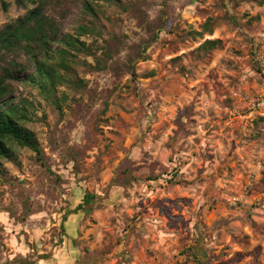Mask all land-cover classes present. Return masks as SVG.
Wrapping results in <instances>:
<instances>
[{"label": "rangeland", "instance_id": "374dc122", "mask_svg": "<svg viewBox=\"0 0 264 264\" xmlns=\"http://www.w3.org/2000/svg\"><path fill=\"white\" fill-rule=\"evenodd\" d=\"M97 4L80 40L117 38L105 69L60 109L14 88L42 154L0 159V264H264V0ZM35 5L0 0V29Z\"/></svg>", "mask_w": 264, "mask_h": 264}, {"label": "trees", "instance_id": "16d2710c", "mask_svg": "<svg viewBox=\"0 0 264 264\" xmlns=\"http://www.w3.org/2000/svg\"><path fill=\"white\" fill-rule=\"evenodd\" d=\"M29 1L36 4L34 8L0 29V159L13 155L10 142L30 149L37 156L42 154L35 134L23 125L30 118L24 100L14 96L15 86L21 83L35 86L47 103L60 109L64 98L56 96L57 87L61 84L79 87L81 80L75 76V80L72 78L77 68L85 66L95 71L104 70L105 61L112 58V47L117 41L112 36L110 40L104 41L105 46L100 47L94 41L86 43L80 40V36L85 34H100L95 23L102 10L97 1L114 0ZM3 8L6 9L5 3ZM76 9H80V13L90 17V20L79 24L73 35L65 32L64 26ZM204 30L211 32L208 23ZM215 43L205 41L199 50L206 54L215 48ZM98 50L102 51L101 56L105 61L96 56ZM81 57H92L94 65L81 60ZM132 63L128 65L130 69ZM130 74L134 76L132 71ZM92 200L93 196L85 194L82 204L73 210V214Z\"/></svg>", "mask_w": 264, "mask_h": 264}, {"label": "built area", "instance_id": "2783aa9c", "mask_svg": "<svg viewBox=\"0 0 264 264\" xmlns=\"http://www.w3.org/2000/svg\"><path fill=\"white\" fill-rule=\"evenodd\" d=\"M257 106L260 109H264V80H263V85H262V94L260 99L257 102Z\"/></svg>", "mask_w": 264, "mask_h": 264}]
</instances>
